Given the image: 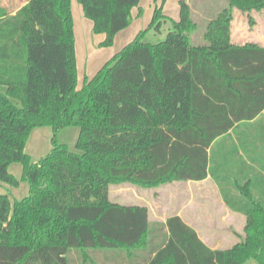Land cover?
<instances>
[{
	"label": "trees",
	"instance_id": "obj_1",
	"mask_svg": "<svg viewBox=\"0 0 264 264\" xmlns=\"http://www.w3.org/2000/svg\"><path fill=\"white\" fill-rule=\"evenodd\" d=\"M77 1L108 48L142 0ZM165 1L81 88L72 0H29L15 14L0 6V184L29 186L21 200L0 193V264H100L97 255L115 264H264V46L232 40L234 11H264V0H228L201 45L180 0L166 39L146 43L149 30L171 22ZM46 127L51 151L33 162L27 145ZM68 128L79 130L75 151L59 139ZM208 177L247 218L228 249H211L177 215L154 223L148 207L110 198L114 185Z\"/></svg>",
	"mask_w": 264,
	"mask_h": 264
},
{
	"label": "rangeland",
	"instance_id": "obj_2",
	"mask_svg": "<svg viewBox=\"0 0 264 264\" xmlns=\"http://www.w3.org/2000/svg\"><path fill=\"white\" fill-rule=\"evenodd\" d=\"M29 0H0V6L7 8L10 11H13L12 14H15V12L22 6H24ZM74 11H73V18L74 23L76 25V31L77 32V42H76V55H77V62H78V71H79V86L81 87L83 77L85 73L87 75H95L98 73V71L108 62L110 61L112 51H104L97 50L92 51L89 42H91L92 38L91 36H94V42L96 40V36L92 31H90V38H88V35H85L83 33H80V30L83 29L86 22L88 24H91L90 21L84 16L83 14V7L79 5L78 1L75 0L74 3ZM144 6L147 5V0H144L143 3ZM179 5V0H166L164 6L167 8V11L170 12L169 15L173 16L174 9H177ZM191 5L193 8V21L197 24V30L193 33L192 43L195 45H201L206 43L205 39V33L208 28L209 23L216 19L220 12L223 11V9L226 6V0H191ZM164 7V8H165ZM145 13V12H144ZM35 24L37 20L39 21V15L37 12H35ZM146 19H150L151 17L147 18V15L141 16V20L138 23H132L129 27V31L126 33L128 34L127 37L120 36L117 39L115 49L116 51H120L124 45L130 41L131 35L134 38L138 33H140L141 30H144V27L148 28V25L142 26ZM258 18H261V20H264L263 16H258ZM238 23V26L241 27L242 23L246 27L248 31H255L253 26L250 25V22L248 20L247 16H243L241 11L237 10L235 14H233V21H232V32L236 28L234 25V22ZM168 23V22H167ZM147 24V23H146ZM139 26L141 30H139ZM37 28H39L37 26ZM170 29H173V24H164L161 32H157L156 30L152 29L149 30L145 37L144 42L151 43V44H157L166 39V36ZM139 30V31H138ZM142 32V31H141ZM86 33V32H85ZM239 31V35H240ZM76 38V39H77ZM132 38V39H133ZM239 40L240 43L245 41ZM35 42V41H34ZM36 46L37 43L35 42ZM96 49V48H95ZM108 50V49H107ZM93 52V53H92ZM104 112L101 111L100 114L97 116L100 121H103L102 114ZM79 135L78 128H68L63 131H61L59 135V139L61 142L66 143L70 146L71 150H76V142ZM53 137V132L51 128H41L36 129L33 134L31 135V138L29 140V143L27 145L26 152L31 156L33 162H37L44 158L52 148L51 145V139ZM10 172L14 174L16 177L20 178L22 174V167L20 165L18 166H12L10 169ZM196 188L193 190V192H196V199L202 198L204 196H209V192L206 191L205 187H200L198 190ZM185 190V192H184ZM191 191V190H190ZM204 191V192H202ZM199 192V193H198ZM0 193H9L11 199L13 200H21L24 197H26L29 193V186L27 183H22L19 188H11L6 185H0ZM185 193H188V188L186 189L185 186H179L178 184H169L165 185L163 187H157V188H141L138 186H133L130 184H123V185H114L111 187L110 190V198L111 201L114 203L119 204H142L146 205L150 210V219L154 223H160L165 221L167 218L172 217L177 214L179 209H181V205L183 202H187L190 198L185 195ZM191 193V192H189ZM182 194V195H179ZM190 210V209H189ZM191 222L193 221L194 217L192 215L188 216ZM187 217V218H188ZM205 217V218H204ZM212 215V220H213ZM200 218V217H199ZM202 223L207 224V222H211L210 215L208 214V210L204 209V213L202 214V217L200 218ZM221 218L217 217L216 222L218 225V228H225L224 225H222V222L220 221ZM239 223V224H238ZM211 225V223H210ZM235 226H242L240 221H237ZM221 232L222 235H224L225 230H218V233ZM208 233V232H207ZM201 234L204 235L206 232L201 231ZM216 236V233H215ZM210 241V238H209ZM101 255H97L96 259L100 264H115V262H105V257ZM115 258V257H114ZM245 264H251L250 260L246 262Z\"/></svg>",
	"mask_w": 264,
	"mask_h": 264
},
{
	"label": "crops",
	"instance_id": "obj_3",
	"mask_svg": "<svg viewBox=\"0 0 264 264\" xmlns=\"http://www.w3.org/2000/svg\"><path fill=\"white\" fill-rule=\"evenodd\" d=\"M187 2L191 8L192 18H193L194 16H193V8L191 5V0H187ZM74 3H75V0H72V12L74 11V5H75ZM143 3H144V0L141 1V4L139 5L138 8L133 9V11H132V16H133L132 23L133 22L138 23L141 20V17H139V8H141L143 10V14L147 15V18H150V17L153 18V14H154L156 7L161 5V0H159L157 3H155L154 0H147L146 6H144ZM164 7H163L164 15L168 19L171 20V22H168L165 24L172 23L173 21L174 22L179 21V18H180V0H179V5H178L177 9H174L175 11L173 13V16L169 15L170 12H168L167 8L166 7L164 8ZM227 7H228V0H226V6L224 9H226ZM236 12H237V10H235L233 14H235ZM241 13L243 16L248 17L250 25L253 26L252 28H254L255 31H248L243 23H242L241 27H239L238 23L236 21V22H234V25L236 26V28L232 32L233 42L235 44H239V45H245L247 43H256V44H260V45L264 46V20H261V18H258V16L264 15V11H252L251 13H243V12H241ZM83 14H84V12H83ZM149 20L150 19L145 18V22L142 26L144 27L145 25H148V24L150 25L152 19H151V21H149ZM88 21H90V20H88ZM90 23L91 24H88V22H86L83 29L80 30V33L88 35L89 39L92 38L91 42H89V46H90L92 51H97V50H102V49H104V51L105 50L106 51H112L113 53L111 54V57H110V60H111L119 52V51H116V49L114 48L116 45L117 39L120 36H124V35L127 37L128 34H126V33L129 31L130 27H128L124 31L120 32L115 37L114 44L112 47L100 48L99 45L105 41L106 35L100 34V35L96 36L97 38L94 42V40H93L94 36H91V34H90V31H92V33H94L93 32V23L91 21H90ZM142 26L141 27L139 26V30H141ZM146 29H147V27L146 28L144 27V30H146ZM76 30H77L76 25L74 23V32H75V37L77 38V32L78 31H76ZM141 31H143V30H141ZM239 31L241 32L240 35L238 34ZM90 36H91V38H90ZM132 36L133 35H131V37H130L131 39H130V41H128L127 44L131 43L137 37V35L134 38ZM192 38H193V35H192ZM244 38L246 40L243 41L242 43H240L239 40H243ZM77 40H78V38L76 39V42H77ZM126 45H124V47ZM78 75H79V71H78ZM95 75L89 76L85 73L81 87L83 86L84 79L86 77L91 79ZM81 87L79 86V88H81ZM259 118H264V112ZM12 166H18V165H12ZM11 167H10V169H11ZM173 184H178L179 186H181V185L185 186L186 189L188 188V193L187 194L185 193V195H187L190 198L187 202H183V204L180 206L181 209H179V211L177 212L176 215L181 217L185 223H187L189 226H191L197 232L200 239L208 247H210L213 250L228 249V248L233 247L235 244H237L241 240V238L245 236L244 229H245V226L247 223L246 216L244 214L232 211L231 209L228 208V206L225 204V202L223 200V197L221 195L220 188H219L217 182H215L211 177H208L206 180L200 181V182L188 181V182H176ZM203 186L205 187L206 191L209 192V196H207V195L204 196L202 198V201H201L200 200L201 198L196 199L197 193L193 192V190H195L196 188L199 189L200 187H203ZM184 192H185V190H184ZM189 192H191V193H189ZM202 192H204V191H202ZM179 195H182V194H179ZM122 205H131V204H122ZM136 205L146 206V205H142V204H136ZM204 209L208 210V214L210 215V220H212V215L214 216L213 220L211 222L210 221L207 222V224L202 223L203 221L200 220V218L202 217V214L204 213ZM190 215H192L194 217L192 222L188 217ZM217 217L221 218L220 221L222 222V225L225 226V228L224 227L218 228V225L216 222ZM167 219L163 222H160V223H166ZM237 221H240L242 226H239V227L235 226ZM210 223H211V225H210ZM219 229H220V231L225 230L224 235H222L221 232L218 233ZM201 231L206 232V234L202 235ZM215 233H216V236H215ZM209 238H210V241H209ZM250 262H251V264H257V262L253 259H251Z\"/></svg>",
	"mask_w": 264,
	"mask_h": 264
}]
</instances>
